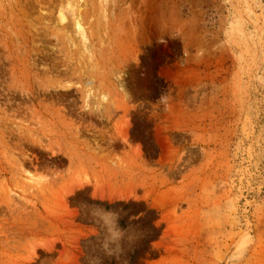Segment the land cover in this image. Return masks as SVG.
Returning <instances> with one entry per match:
<instances>
[{"label":"rangeland","instance_id":"rangeland-1","mask_svg":"<svg viewBox=\"0 0 264 264\" xmlns=\"http://www.w3.org/2000/svg\"><path fill=\"white\" fill-rule=\"evenodd\" d=\"M93 258L264 264V0H0V264Z\"/></svg>","mask_w":264,"mask_h":264},{"label":"clouds","instance_id":"clouds-1","mask_svg":"<svg viewBox=\"0 0 264 264\" xmlns=\"http://www.w3.org/2000/svg\"><path fill=\"white\" fill-rule=\"evenodd\" d=\"M159 42L166 43L163 38H160ZM123 76V72L117 73L115 79L120 82V87L123 89L124 93L128 95L122 83ZM99 100L100 104L98 107L91 109L88 106H85L83 111L99 115L101 112H103L104 105H106L110 101V97L106 93L101 94ZM160 102L162 104H165L166 97L162 96L160 98ZM116 200H122L125 203L128 202V199H113L109 202H115ZM82 207L85 210V216L90 218L91 221L97 226L96 232L93 234L97 235L98 238H100V248L106 255L116 256L117 258H119L120 254L123 251L122 241L127 240L129 243H131L136 239V234L133 231L129 229H123L119 225V220L121 219L123 210H106L103 207L97 205H83ZM89 264H99V258L91 259L89 261Z\"/></svg>","mask_w":264,"mask_h":264}]
</instances>
